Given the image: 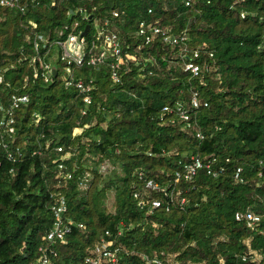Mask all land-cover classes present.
Listing matches in <instances>:
<instances>
[{"label":"trees","instance_id":"obj_1","mask_svg":"<svg viewBox=\"0 0 264 264\" xmlns=\"http://www.w3.org/2000/svg\"><path fill=\"white\" fill-rule=\"evenodd\" d=\"M105 19L134 57L119 68V82L111 59L79 69L96 81L86 105L61 84L52 52L67 26L89 25L90 40L94 22ZM141 21L172 38L136 36ZM38 35L47 39L39 51ZM188 61L201 66L198 76L185 69ZM14 94L29 102L15 111L14 131L0 134V264H38L41 247L50 264H88L102 239L117 260L100 264H264V0L0 3V119ZM58 146L73 154L64 160L70 179L61 176ZM193 155L212 172L203 167L176 183ZM149 180L168 193L148 188ZM61 197L72 230L65 242L49 243ZM154 199L162 205L153 207ZM248 211L260 220L249 225Z\"/></svg>","mask_w":264,"mask_h":264},{"label":"built area","instance_id":"obj_2","mask_svg":"<svg viewBox=\"0 0 264 264\" xmlns=\"http://www.w3.org/2000/svg\"><path fill=\"white\" fill-rule=\"evenodd\" d=\"M19 0H0L2 5H7L13 7L17 5ZM194 0H186V5H191ZM151 12V9H150ZM120 12L113 10V17H119ZM79 23L76 21L71 26H67V35L55 41L54 47H58V54L61 65V72L65 75L64 83L68 88H75L83 95V101L86 105L92 103V92L96 87L95 77L91 76L89 78L81 77L78 75L79 69L83 68L85 65L93 66L99 69L103 65L107 64V61L111 59V78L114 82L120 81L119 68L126 63L127 60L132 59V46L130 43H126L125 39L121 35L120 30H115L111 27V22L109 19H105L103 23L99 21L94 22V35L89 40L87 35L83 36V29L77 30V25ZM33 26H37L32 22ZM162 34L164 41L168 42L172 38L169 29L161 28L156 25H151L145 21H141L138 25L136 36L145 37L147 42H150L154 35ZM47 39L43 35H38L34 40L35 49L39 51L42 46H46ZM141 46H138L139 49ZM56 56V57H57ZM198 51L195 52V57H198ZM41 68H45L44 59L38 57ZM139 63V62H137ZM56 69V68H55ZM185 69L192 73L193 76H198L201 72V66L195 61H188L185 63ZM57 70V69H56ZM51 71V70H50ZM43 75L47 81L51 80L48 72H44ZM193 104L195 107L199 106L197 94L193 96ZM29 102V96L26 94H14L11 98L10 106L6 109L2 118L0 119V134L11 133L14 131L13 123H15L14 114L17 109L22 105ZM165 110H170L168 106ZM86 113V109L82 110ZM177 111L181 118L185 120L190 125V115L182 108L181 105H177ZM202 137L201 134H199ZM56 150L62 153L61 161L58 163V167L61 176L64 179H70L72 177V172L67 169L64 160L70 158L73 154L71 152L64 153V146L56 147ZM41 153L42 146H39L34 153ZM8 157L14 158L12 152L8 153ZM206 167L209 169V173L212 172L210 163H204L200 156H191L189 162H187L182 171L177 172L175 182L177 183L181 178L186 180H191L198 172L199 169ZM106 167H104L105 169ZM241 169L239 168L236 172V178L240 176ZM85 186V185H84ZM147 187L153 190L162 191L167 194V188L162 187L158 182L149 180L147 182ZM135 196H138L137 194ZM162 205L161 201L154 199L152 201L153 207H160ZM67 209L66 201L64 197L59 199V202L53 207L54 210V223L52 228L47 234V241L49 243L65 242L67 235L72 230V220L64 218V212ZM241 218V215H237ZM260 216L252 211L246 213V219L249 225H253L255 222L260 220ZM80 227H84L83 223L79 224ZM41 255L38 258V264H50L51 260L47 250L45 248H40ZM95 252L97 254L96 258H87L86 263L88 264H100L101 258H107L112 262L117 260V251L110 248V243L105 239H102L95 246ZM157 264H163L162 261L155 260ZM36 264V263H31ZM148 264H152L148 261Z\"/></svg>","mask_w":264,"mask_h":264},{"label":"rangeland","instance_id":"obj_3","mask_svg":"<svg viewBox=\"0 0 264 264\" xmlns=\"http://www.w3.org/2000/svg\"><path fill=\"white\" fill-rule=\"evenodd\" d=\"M58 50H59V48L56 46L54 48V51L52 52V58H54L53 62H54L55 67L61 71V65L57 63V58H56V55L58 54ZM64 78H65V75L62 72H60V80H61L62 85L64 84ZM86 187H87V184H85L84 188H86ZM108 204L111 207V209L114 208L112 195H110V197L108 199Z\"/></svg>","mask_w":264,"mask_h":264},{"label":"water","instance_id":"obj_4","mask_svg":"<svg viewBox=\"0 0 264 264\" xmlns=\"http://www.w3.org/2000/svg\"><path fill=\"white\" fill-rule=\"evenodd\" d=\"M78 14L80 15L81 13L79 12ZM88 30H89V25L86 26V28H85V30L83 31L82 35H83V36L87 35ZM54 74H55V75L57 74V70H56V69L54 70Z\"/></svg>","mask_w":264,"mask_h":264}]
</instances>
